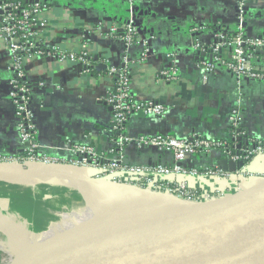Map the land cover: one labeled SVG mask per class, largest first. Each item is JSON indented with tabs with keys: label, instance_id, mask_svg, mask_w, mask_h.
Returning <instances> with one entry per match:
<instances>
[{
	"label": "crops",
	"instance_id": "obj_1",
	"mask_svg": "<svg viewBox=\"0 0 264 264\" xmlns=\"http://www.w3.org/2000/svg\"><path fill=\"white\" fill-rule=\"evenodd\" d=\"M44 1V0H43ZM50 15L43 17V39L91 53L113 66L123 58L131 76V89L143 99H156L170 108L164 122L134 118L127 132L132 136H153L168 132L177 137L200 134L224 138L230 108L236 102L237 90L232 75L218 69L207 73L194 57L191 48L192 30L205 45L214 41L213 28L233 31L236 25L235 0H133L138 44L129 47L121 39L104 38L99 26H115L122 30L131 17L127 0H45ZM244 29L248 35L264 34V0H250ZM211 26V27H210ZM215 26V27H214ZM93 28L89 39H82L84 30ZM144 39L149 55L140 60ZM173 53V56L169 54ZM9 53L0 41V157L22 153L16 119L8 98L11 74ZM172 62L179 68V77L172 82L157 79L161 68ZM26 78L41 82L33 88L31 105L35 112V139L38 152L65 161L72 158L74 143H89L98 152H107L110 133L108 114L98 100L112 87V82L98 67L83 73L75 65H57L50 56L26 63ZM241 110L250 133L264 136V83H243ZM125 162L146 165L150 159L168 162L158 150L135 146L125 149ZM256 185L262 184L254 180Z\"/></svg>",
	"mask_w": 264,
	"mask_h": 264
},
{
	"label": "built area",
	"instance_id": "obj_2",
	"mask_svg": "<svg viewBox=\"0 0 264 264\" xmlns=\"http://www.w3.org/2000/svg\"><path fill=\"white\" fill-rule=\"evenodd\" d=\"M249 1L235 0L234 30L214 26L212 44L205 45L194 38L200 32L199 28L192 30L191 48L198 64L207 73L218 69L229 72L238 94L228 113L227 132L224 138L216 139L197 133L183 137L168 132L153 136L130 135L127 128L134 118L165 123L170 108L156 99H141L132 91L127 59L124 57L119 66H113L95 57L87 47L72 49L44 40L43 17L51 14L45 0H0V41L9 53L7 69L11 74L7 95L23 145V156L43 165L69 167L66 165L69 161L39 153L35 139L31 94L33 88L43 84L27 80L26 63L50 56L57 65L70 63L83 73L100 66L112 82V87L98 100L108 114L110 147L107 152H98L89 143H74L71 164L75 168L96 169L102 175L100 179H113L115 185L148 192L153 189L187 204L216 201L256 186L254 180L264 181V136L256 137L250 133L241 110L242 84L264 83V34L248 35L244 29ZM127 2L131 17L122 30L102 24L97 27L104 38L121 39L129 47L138 44L139 32L134 20L133 0ZM92 33L93 28H87L82 39H89ZM139 43L142 46L140 60H143L150 52L144 39ZM169 55L173 56V53ZM179 75V68L172 62L159 70L157 79L172 82ZM129 146H135L137 150L152 147L170 160L163 162L158 158L150 159L146 165H130L125 162L124 154Z\"/></svg>",
	"mask_w": 264,
	"mask_h": 264
},
{
	"label": "rangeland",
	"instance_id": "obj_3",
	"mask_svg": "<svg viewBox=\"0 0 264 264\" xmlns=\"http://www.w3.org/2000/svg\"><path fill=\"white\" fill-rule=\"evenodd\" d=\"M32 164H39V162L27 159L23 154L0 160V165H9L15 170H28ZM66 165L85 173L84 170L75 168L71 164V159ZM91 170L96 173L95 178L102 177L98 170ZM108 179L110 182L113 180ZM141 191L154 195H165L164 192H156L153 189L149 190L150 192ZM104 196L100 192L83 187L38 185L35 189H31L14 182L0 180V219L3 224L2 228L4 227L0 231V242L7 247L11 242L10 238L13 237L14 245L23 249L21 254H26L27 257L23 259L11 254L14 256L12 257L8 252L5 253L0 249V264H36L38 258L46 257L54 258L55 263L63 258L68 260L70 259L69 252L65 249L68 248L72 254L76 248H81L75 243H80L89 236L97 239L100 233H106L115 240L114 243H118L140 226L166 216L172 208L163 203L115 201ZM53 247L59 248L60 251L53 253L50 251ZM83 252L85 251L80 249L73 255ZM67 263L72 264L69 260Z\"/></svg>",
	"mask_w": 264,
	"mask_h": 264
},
{
	"label": "water",
	"instance_id": "obj_4",
	"mask_svg": "<svg viewBox=\"0 0 264 264\" xmlns=\"http://www.w3.org/2000/svg\"><path fill=\"white\" fill-rule=\"evenodd\" d=\"M89 172L91 183L115 184ZM180 205L83 264H264V183L216 201ZM65 250L74 262V253ZM65 259L38 258L36 264Z\"/></svg>",
	"mask_w": 264,
	"mask_h": 264
},
{
	"label": "bare ground",
	"instance_id": "obj_5",
	"mask_svg": "<svg viewBox=\"0 0 264 264\" xmlns=\"http://www.w3.org/2000/svg\"><path fill=\"white\" fill-rule=\"evenodd\" d=\"M41 166H48V167H41ZM18 168H20V167H18ZM79 171L80 170H75V169H72V168H69L66 166H59V165L32 164V166H30V168L28 170H22V169L21 170H15V168L10 167L9 165H0V180L7 181V182H14V183L26 186V187L31 188V189H35L38 185H47V186L64 185V186L70 187V188H72V187H76V188L77 187L78 188L83 187V188H86L89 190L100 192V193L104 194L106 197H108L109 199H112L115 201L125 200V201H134L136 203H142V202L149 201V202H157V203L167 204V205H170L172 208L181 206L180 205L181 202H179L174 197H171L168 195H162V196L161 195H154V194H150L147 192L145 193L143 191H139V190H136L133 188L124 187V186H117L115 184L104 183L101 181H96V182L94 181L91 183L89 181L91 173L89 171H85V170H84L85 173H81ZM84 179H86L88 181L85 182ZM262 183H264V181H262ZM2 226H3V224H2V221L0 219V231H2L4 228V227L2 228ZM95 228H97V227H95ZM93 230H95V229L93 228ZM5 233H6V231H5ZM8 234L10 236H12V234H10V233H8ZM10 236H9V238H10ZM97 237L98 238L95 239L94 236H89V238L82 240L80 243H75V244H77L78 247L84 248L86 251L85 252L86 254L84 252L80 253V254H75L76 257L74 258V262L72 261L73 262L72 263L71 258H70V259H68L69 263L78 264V263H81L83 261H86V259H88V258H92V257L99 255L107 247L112 246L113 244H116L113 242L115 240L113 238L109 237L106 233H100L99 236H97ZM10 239H11V242L8 243L9 246H7V247L3 246V242H0V249L3 250V252H5V253L8 252V254L10 256L18 255V256H20V258L26 259L27 258L26 254H23V253L21 254L23 249L19 248L17 245H14L15 240L13 239V237ZM74 242H76V241H74ZM60 243H62L61 240H60ZM89 245H90V247H88ZM84 249H82V251H84ZM12 257H14V256H12ZM31 259H32V256H31ZM68 260L60 261V262L68 264L67 263Z\"/></svg>",
	"mask_w": 264,
	"mask_h": 264
},
{
	"label": "trees",
	"instance_id": "obj_6",
	"mask_svg": "<svg viewBox=\"0 0 264 264\" xmlns=\"http://www.w3.org/2000/svg\"><path fill=\"white\" fill-rule=\"evenodd\" d=\"M254 136V135H253Z\"/></svg>",
	"mask_w": 264,
	"mask_h": 264
}]
</instances>
